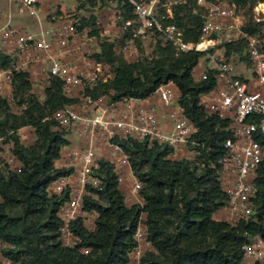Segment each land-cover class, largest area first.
Returning a JSON list of instances; mask_svg holds the SVG:
<instances>
[{
    "label": "built area",
    "instance_id": "1",
    "mask_svg": "<svg viewBox=\"0 0 264 264\" xmlns=\"http://www.w3.org/2000/svg\"><path fill=\"white\" fill-rule=\"evenodd\" d=\"M12 1L0 0V54L9 60L7 66H0V97L11 107L16 105V112L26 108L25 103L17 105L13 93L15 73H24L32 85L43 88L52 79L59 80L62 93L76 99L50 116L56 122L55 128L69 140L53 161L55 168L66 173L47 187L49 194L66 195L57 211L63 245L73 247L79 241L70 228L72 222L81 220L87 228V221L95 222L98 217L95 209H86L83 199L91 194L89 187L102 183L101 162L112 166L118 185L130 178L128 191L140 198L142 182L134 176L119 139L131 137L174 150L205 146L194 138L197 128L179 106L180 92L173 81L162 83L154 92L169 108L170 125L166 128L156 109L144 103L151 96L113 100L108 94H91L98 83L113 78L110 66L96 57L103 40L116 41L114 48L128 61L151 58L157 42L170 43L177 52L197 51L206 57L209 67L198 79H206L211 70L216 85L202 93L198 103L207 114L228 121L229 136L220 143L223 153L217 158L218 179L227 198L220 208L222 220L235 225L255 211L257 176L264 162V144L259 139L264 138V30L245 31L246 21L236 3L195 0L202 23L198 39L188 41L173 18L174 10L185 0H126L132 16L124 14L122 4L107 24L96 19L94 27L98 33L92 31L91 25L82 26L74 6L64 0H14L16 12L11 9ZM17 15L32 19L33 26L28 29L23 23L15 25ZM238 42L244 44L246 60L242 62L249 66L241 63L243 71L251 70L249 76L236 72L232 55L226 52V44ZM23 129L19 128L16 134L21 136ZM4 164L13 172H20L22 167L12 152L4 157ZM134 239L137 246L130 257L136 264L142 253L141 243L146 242L141 220ZM9 247L13 245L0 239V261L18 264L3 257L2 249ZM241 264H264V236L254 235L243 246Z\"/></svg>",
    "mask_w": 264,
    "mask_h": 264
},
{
    "label": "trees",
    "instance_id": "2",
    "mask_svg": "<svg viewBox=\"0 0 264 264\" xmlns=\"http://www.w3.org/2000/svg\"><path fill=\"white\" fill-rule=\"evenodd\" d=\"M231 1L239 5L247 0ZM193 4L195 0H185L173 16L188 41L198 39L202 23L200 14L190 10ZM116 6L132 16L126 0H117ZM95 21L93 15L85 18L97 33ZM261 24L248 22L244 30L256 32ZM115 44L100 42L96 57L110 66L113 78L98 83L91 94H108L113 100L143 99L162 83L173 81L180 92L179 106L197 128L194 138L205 146H188L198 153L195 159L171 158L172 147L131 137L119 139L134 176L142 182V203L127 205L112 166L101 162L102 183L89 187L91 194L83 199L86 209L98 212L94 230L75 220L70 228L79 241L73 247L65 246L59 239L57 211L66 195L49 194L47 187L66 173L55 168L53 161L69 140L55 128L50 116L76 99L65 96L60 81L52 79L44 88L43 100H38L29 94L32 84L28 76L15 73L14 97L17 105L25 103L26 108L13 112L0 97V139L12 141L11 151L22 162L20 172H0V239L13 245L2 249L3 257L18 264H130V253L137 246L134 233L141 220L150 248L142 251L136 264H241L243 246L254 235L264 236V162L257 176L255 211L235 225L216 219L214 213L227 199L218 179L217 158L223 153L220 143L229 136L228 121L207 114L198 103L202 93L215 88V73L210 70L206 79H196L193 69L203 54L177 52L170 43L157 42L151 58L137 61H128ZM226 52L244 54V44H226ZM8 62V57L0 54V65L5 67ZM28 126L34 129L36 139L26 146L16 131ZM259 139L264 144V138Z\"/></svg>",
    "mask_w": 264,
    "mask_h": 264
},
{
    "label": "rangeland",
    "instance_id": "3",
    "mask_svg": "<svg viewBox=\"0 0 264 264\" xmlns=\"http://www.w3.org/2000/svg\"><path fill=\"white\" fill-rule=\"evenodd\" d=\"M64 1H65V4L74 6L73 8L75 9V13L77 14V16H79L81 18L80 22L84 23L86 25H87V22H85V18L87 19L91 15H93V16H95L96 19H98V18L99 19L100 18L105 19L106 17H110L113 14V11L117 7L116 6L117 0H64ZM81 3H83L84 5L81 6ZM262 3H264V0H255L254 2L252 0H247V1H244L243 3H240L238 5L239 14L244 17V20L246 21V23L257 22L256 19H259L260 20L259 23H262L256 32L264 30V9L261 8V6H260ZM11 9L14 10V12H16V10H17V4H16V2H14V0L12 1ZM190 10L192 13H193V10H196V13L201 14V11L196 4H193L192 7L190 8ZM101 22H102V20H101ZM13 23L15 25H18V23H23L24 25H26V27L28 29H30L31 26H33L32 19H30L29 17H26V16H20V15L16 16ZM231 55H232L231 57L233 59V62L237 66L236 72H238V70H239L238 68L242 67V63H245L247 66H249L248 62H242V61L246 60L243 52H242V54L237 53V52L231 53ZM207 67H209V63L206 60V57L204 55H202V57L199 59L198 65L194 69V77L196 79H198L200 74L204 70H206ZM244 75H246V76L251 75V70L245 69ZM31 93L34 94L38 100L42 101L44 98L43 93H42V88L41 87L39 88L36 85H32V89H31L29 94H31ZM156 96H157L156 93H154L155 99H157ZM12 107H11V110L13 112H16L17 111L15 108L16 105H13ZM18 137H19L21 143L26 145V146L33 144L35 139H36L34 129L30 126L26 127L24 129V131H22V135L21 136L18 135ZM74 140L77 141L76 138ZM11 148H12V141L11 140L6 141L5 139H0V172H2L3 170H6V171L8 170L7 169L8 167L6 166V164H4V157L8 153L12 152ZM197 155H198V153L196 151H194L193 153L190 152V153L185 154V155L182 154L180 157L179 156H176V157H178V158H181V157H187L188 158L189 157L190 159H195ZM130 182H131V179L129 178L126 182L118 185L119 189L121 190V192L124 195V200H125V203L127 205L132 204V202L130 201L131 200L130 197L127 195V192L129 190V187H130ZM132 201H135V200L133 199ZM222 215H223L222 212L220 210H218L216 213H214L213 216L216 219L222 220L223 219ZM90 224L93 225V221H87V226H89ZM141 247H142V251L144 252L145 250L150 248V245L147 242H142ZM130 264H133V262Z\"/></svg>",
    "mask_w": 264,
    "mask_h": 264
},
{
    "label": "crops",
    "instance_id": "4",
    "mask_svg": "<svg viewBox=\"0 0 264 264\" xmlns=\"http://www.w3.org/2000/svg\"><path fill=\"white\" fill-rule=\"evenodd\" d=\"M117 5V4H116ZM119 10V8H117L116 7V9L113 11V14L110 16V17H106L105 19H102V18H98L100 21L102 20V24H107V20L108 19H110V18H112L113 16H114V14L117 12ZM18 24H22V23H18ZM97 33H98V31H97ZM1 66V65H0ZM195 69V68H194ZM194 69H193V76H194ZM239 70H238V72L239 73H244V71H243V68L242 67H240V68H238ZM39 88L41 87L42 88V93H44V88L42 87V86H38ZM14 88V87H13ZM157 97V96H156ZM3 99H5V98H3ZM6 100V99H5ZM144 103L145 104H148V105H151V106H153L155 109H156V111H157V114H158V116H159V118H160V120H161V122H162V124H163V126L166 128V127H169V125H170V123H169V119H168V111H169V108L168 107H166V106H164L162 103H161V101L159 100V98L157 97V99H155L154 98V94L153 95H151V97H150V99H149V102H146V101H144ZM162 110V111H161ZM169 124V125H168ZM26 128V127H25ZM23 131H24V129H23ZM188 153H190L189 152V149H186V148H184V147H180L178 150H176L173 154H171L170 156H171V158H178V157H176V156H181L182 154H188ZM180 154V155H179ZM127 195L130 197V201L132 202V204H134V203H138V204H141L142 203V199H141V197L140 198H138V199H136V198H134L130 193H129V191L127 192ZM135 200V201H132V200ZM131 204V205H132ZM143 219H144V215H142L141 216ZM94 226H95V222H93V225L92 224H90L89 226H87L88 227V229L89 230H94Z\"/></svg>",
    "mask_w": 264,
    "mask_h": 264
},
{
    "label": "bare ground",
    "instance_id": "5",
    "mask_svg": "<svg viewBox=\"0 0 264 264\" xmlns=\"http://www.w3.org/2000/svg\"><path fill=\"white\" fill-rule=\"evenodd\" d=\"M259 4H260V3H259ZM260 6H261V8H263V9H264V3H262Z\"/></svg>",
    "mask_w": 264,
    "mask_h": 264
}]
</instances>
